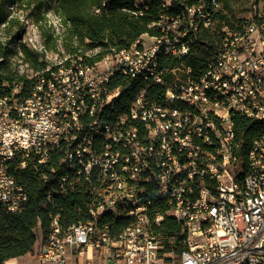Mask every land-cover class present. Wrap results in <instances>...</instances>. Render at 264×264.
I'll list each match as a JSON object with an SVG mask.
<instances>
[{
	"label": "built area",
	"instance_id": "2783aa9c",
	"mask_svg": "<svg viewBox=\"0 0 264 264\" xmlns=\"http://www.w3.org/2000/svg\"><path fill=\"white\" fill-rule=\"evenodd\" d=\"M250 3L246 18L228 17L219 0L184 5L159 16L153 24L161 34L150 43L139 38L98 64L73 56L68 70L48 66L55 87H46L40 71L0 94V216L26 205L21 169L30 166L47 185L49 226L42 234L37 222L35 264H74V254L80 264H264V134L251 141L243 168L234 121L237 114L264 117V0ZM180 13H189V23H180ZM203 32L218 36L205 65L182 67L184 76L167 82L156 48L181 59L204 44ZM138 74L166 85L164 104L148 101L141 88L126 113L103 118ZM81 185L84 215L64 225L53 195ZM116 198L137 199V206L114 208ZM166 216L179 223L176 251L158 231ZM118 218L133 231L113 225Z\"/></svg>",
	"mask_w": 264,
	"mask_h": 264
},
{
	"label": "trees",
	"instance_id": "16d2710c",
	"mask_svg": "<svg viewBox=\"0 0 264 264\" xmlns=\"http://www.w3.org/2000/svg\"><path fill=\"white\" fill-rule=\"evenodd\" d=\"M9 0H0V25L3 29H9L16 24L13 17L7 18L5 6ZM13 1V0H12ZM15 1V0H14ZM21 5L25 1L26 5H32L30 15L33 16L38 26L43 43L55 49L58 39H61L70 56H81L87 63L100 60L105 54L127 49L142 34L149 36L160 35V29L156 22L161 14L168 16L175 15L181 11L184 5H191L205 0H174L169 10H165L162 0H141L138 8L134 6V0H48L49 8L58 18L60 30L56 31L54 26L46 25L45 15L41 11L44 0H16ZM228 0H219L223 2ZM100 7V12H95V8ZM222 9V8H221ZM220 17H225L221 14ZM222 19V18H221ZM9 32V30H8ZM23 26L19 25L16 32L12 34L13 39L20 40ZM204 41L198 42L188 54L176 59L169 56L160 57V67L166 69L164 75L172 77V68L190 67L193 72L205 65L210 49L215 46L218 36L203 32L200 38ZM19 51L23 54L25 61H28L34 71L45 68L44 61H39V56L43 52H36L28 48L25 43H18ZM96 49L87 54L88 50ZM9 49L0 42V94L6 93L9 88L20 81L26 83L31 79L25 73H18L16 68L11 66L7 59ZM54 67V66H53ZM8 85H2L3 83ZM125 79L115 80L113 86L124 83ZM144 88L148 101L164 104V94L166 85L158 82H145L135 79L123 90L111 105L103 108L102 117L109 119L128 111L129 105L138 93ZM235 130L239 140V156L245 166L246 153L253 139L264 134V125L255 120L242 115H235ZM17 180L28 192L26 205L15 212H8L0 216V264L5 260L15 258L27 253H32L37 239V222L40 221V231L45 234L49 226L48 206L50 200L45 196L47 185L42 182L38 174L30 166L21 169L16 173ZM61 207V222L64 225L77 222L83 217L84 202L87 201L85 186L81 185L76 192L66 195H53L51 200ZM80 207V210H78ZM126 222L118 218L113 221L117 228L125 225ZM161 234L172 238L173 243L167 249L178 250L179 223L169 216L161 221L159 230Z\"/></svg>",
	"mask_w": 264,
	"mask_h": 264
},
{
	"label": "rangeland",
	"instance_id": "374dc122",
	"mask_svg": "<svg viewBox=\"0 0 264 264\" xmlns=\"http://www.w3.org/2000/svg\"><path fill=\"white\" fill-rule=\"evenodd\" d=\"M163 1H171V0H163ZM174 1V0H172ZM223 5L221 4V11L226 14L230 18H246L253 14V7L251 5V0H228L227 2L222 1ZM262 4V2H261ZM32 5H26L25 1L21 2V5L15 0H9L5 6V12L7 13V18L13 17L16 20V24L12 25L9 29H3V24L0 25V42H2L3 46L9 49L7 59L11 63V66L15 67L18 73H25L26 76H31L34 72L31 69L30 64L28 61H25L23 54L19 51L18 39H13L12 34L16 32L19 25L23 26L24 37L26 40L28 37H37L39 36V42L46 48V52L41 53L39 56V61H44L45 67L48 66H55L60 61H65L66 58L70 55L63 45L61 39H58L55 44V49L52 48V43L49 42V46L47 47L42 40V37L39 33V29L37 24L35 23L33 16L30 15L32 11ZM34 9V8H33ZM41 11L45 15V20L42 18L41 21L44 22L46 25L54 26L56 31L60 30V24L58 22V18L55 14H53L52 10L49 8L48 0H44L42 2ZM9 30V32H8ZM21 35L20 42L25 43ZM37 40V39H33ZM143 41L146 43H150L154 41V39L149 35L143 36ZM31 44V43H30ZM32 45V44H31ZM31 50L35 51L31 47H28ZM96 49L88 50L87 54L94 52ZM38 52V51H36ZM172 73V77L168 78L165 76L167 82H174L177 77L182 78L184 76V71L182 68L176 69ZM37 233L39 235V230L36 228ZM36 247V244H35ZM34 250L32 253H27L15 258L9 259L12 264H35V257H34ZM80 258L76 254L73 255V262L74 264L78 262ZM85 260L83 259L81 264H84ZM79 263V262H78ZM80 264V263H79Z\"/></svg>",
	"mask_w": 264,
	"mask_h": 264
},
{
	"label": "bare ground",
	"instance_id": "6f19581e",
	"mask_svg": "<svg viewBox=\"0 0 264 264\" xmlns=\"http://www.w3.org/2000/svg\"><path fill=\"white\" fill-rule=\"evenodd\" d=\"M104 4H105V0L102 1L101 7ZM162 4H166V1L162 0ZM134 6L137 8L136 0H134ZM95 9H101V8L97 7ZM180 23H189V13H180ZM36 36L37 37H34V38L29 36L28 41L26 42V46L31 47L32 49L38 52H46V48L38 41L39 36L38 35ZM22 37H24V34H22ZM21 39L22 38H20V40ZM33 39H37V40L33 41ZM164 55H165V47L156 48V62H160L159 61L160 57ZM103 57H106V54ZM98 62L99 60L94 61L92 63H87L86 61H84V64H98ZM68 67H73V56H70V55L66 58L65 61H60L57 65H55V72H62V70H68ZM40 71H42V77L44 78L46 87H55V77H51L50 69H48V67H45L44 69L36 70L33 73H40ZM149 72H156V64H149ZM26 77L31 78L33 77V74L31 76H26ZM137 79L145 81V74H138ZM131 82L128 83V86L131 84ZM125 89L126 88L120 89V93ZM116 98L117 97L111 98V104ZM111 104H108V105H111ZM255 120L264 124V117H255ZM68 163H76V155H69ZM39 179L41 180V178ZM216 196H223V186H216ZM195 198L203 199L202 189H195ZM125 206H137V199L116 198V201H114V208H122ZM171 213H179V206H171ZM131 231H133V224H125L124 232H131ZM36 243H38V235H37Z\"/></svg>",
	"mask_w": 264,
	"mask_h": 264
},
{
	"label": "crops",
	"instance_id": "0c3cea01",
	"mask_svg": "<svg viewBox=\"0 0 264 264\" xmlns=\"http://www.w3.org/2000/svg\"><path fill=\"white\" fill-rule=\"evenodd\" d=\"M144 35H147V34H142L139 38L141 39V40H143V36Z\"/></svg>",
	"mask_w": 264,
	"mask_h": 264
}]
</instances>
